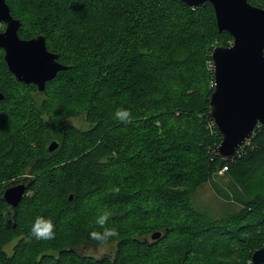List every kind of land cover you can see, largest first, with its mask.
I'll use <instances>...</instances> for the list:
<instances>
[{
  "label": "trees",
  "instance_id": "16d2710c",
  "mask_svg": "<svg viewBox=\"0 0 264 264\" xmlns=\"http://www.w3.org/2000/svg\"><path fill=\"white\" fill-rule=\"evenodd\" d=\"M5 1L18 35H43L67 68L39 91L15 78L0 48V264H249L264 246V124L232 157L217 154L211 51L232 36L218 30L211 3ZM77 61L85 77L57 92ZM119 108L131 123L115 118ZM78 117L82 127L65 122ZM24 178L13 216L2 190ZM207 182L227 205L219 214L194 202ZM105 211L119 235L101 245L89 236L103 231L95 221ZM37 216L52 219L54 239L31 236Z\"/></svg>",
  "mask_w": 264,
  "mask_h": 264
},
{
  "label": "water",
  "instance_id": "95a60500",
  "mask_svg": "<svg viewBox=\"0 0 264 264\" xmlns=\"http://www.w3.org/2000/svg\"><path fill=\"white\" fill-rule=\"evenodd\" d=\"M181 1L191 7L209 1L218 30L232 36L229 46L217 45L211 51L213 90L208 102L210 117L221 138L217 154L230 158L252 135L255 126L264 124V8L248 0ZM0 23L4 25L0 31L3 58L18 81L43 91L47 81L67 68L57 60V53L47 49L43 35H18L21 22L12 16L5 0H0ZM3 98L0 91V101ZM57 146L54 139L47 147L52 151ZM29 184L24 178L3 188L2 198L13 216ZM159 234H152V238ZM249 264H264V246L252 252Z\"/></svg>",
  "mask_w": 264,
  "mask_h": 264
},
{
  "label": "rangeland",
  "instance_id": "374dc122",
  "mask_svg": "<svg viewBox=\"0 0 264 264\" xmlns=\"http://www.w3.org/2000/svg\"><path fill=\"white\" fill-rule=\"evenodd\" d=\"M259 7V6H258ZM261 8H264V7H261ZM2 26V25H1ZM216 42V45H219V43ZM214 46V47H215ZM213 47V48H214ZM80 62L81 61H77V67L78 65H80ZM79 71L77 73V75H73V77L71 78H65L63 82L61 83H64L63 84V87L61 88L60 86L57 87V92H59L61 89L63 88H69L71 87L73 84H74V81L75 79H83L86 75V71H87V68H85V66H79ZM76 73V72H75ZM33 98L37 101H39L41 98H42V95H40V93L38 91L36 92H32L31 93ZM75 98L78 100V101H83L84 98H85V95L83 92H78L75 96ZM66 123L68 124H72L74 126H77V127H82L84 125V120L83 118H69L65 121ZM8 134L7 133H0V142H6L7 141V136ZM214 180L216 182H219L217 178H214ZM212 184L211 182H207L205 184H203L196 192V194L194 195V202L200 207V208H203V209H206V208H211L212 209V212H218L216 214H219L221 213L223 210H226L227 208V205H225L226 203H224L215 193L214 191L212 190ZM16 242V239H13L9 244H7L5 246V250L7 251V253H11V250H12V246L15 244ZM105 250L104 247L100 248V250L97 252L98 254L102 253L103 251ZM87 252H88V249H87ZM90 253H94L96 254L95 251H93L92 248H90L89 250Z\"/></svg>",
  "mask_w": 264,
  "mask_h": 264
},
{
  "label": "clouds",
  "instance_id": "9594fccd",
  "mask_svg": "<svg viewBox=\"0 0 264 264\" xmlns=\"http://www.w3.org/2000/svg\"><path fill=\"white\" fill-rule=\"evenodd\" d=\"M115 118L121 122L131 123V111L130 109L119 108L116 110ZM11 207V206H10ZM111 213L105 211L98 215L95 223L103 229V231H93L90 233L89 238L97 241L98 244H106L113 237L119 235L118 230L115 227H107V221ZM31 236L36 240H51L55 238V224L51 218H45L43 216H37L34 223L30 228Z\"/></svg>",
  "mask_w": 264,
  "mask_h": 264
},
{
  "label": "built area",
  "instance_id": "2783aa9c",
  "mask_svg": "<svg viewBox=\"0 0 264 264\" xmlns=\"http://www.w3.org/2000/svg\"><path fill=\"white\" fill-rule=\"evenodd\" d=\"M246 140H247V139H246ZM226 169H227V165H223V166L221 167V169L219 170V173H222V172L226 171Z\"/></svg>",
  "mask_w": 264,
  "mask_h": 264
},
{
  "label": "flooded vegetation",
  "instance_id": "af4514ba",
  "mask_svg": "<svg viewBox=\"0 0 264 264\" xmlns=\"http://www.w3.org/2000/svg\"><path fill=\"white\" fill-rule=\"evenodd\" d=\"M3 28H4V25L2 24Z\"/></svg>",
  "mask_w": 264,
  "mask_h": 264
}]
</instances>
